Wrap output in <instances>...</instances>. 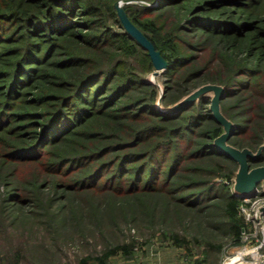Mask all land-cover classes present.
<instances>
[{"label":"trees","instance_id":"1","mask_svg":"<svg viewBox=\"0 0 264 264\" xmlns=\"http://www.w3.org/2000/svg\"><path fill=\"white\" fill-rule=\"evenodd\" d=\"M145 1L134 5L131 19L167 58L163 104L201 83L220 84L223 97L233 98L221 101L222 112L240 134L261 139L264 0ZM113 2L0 0V163L5 164L0 179L20 164H35L29 176L0 191V199L6 208L17 199L23 215L25 201L38 206L55 201L51 196L44 199L40 186L61 188L70 206L63 219L72 215L80 222L102 213L100 206L114 213L115 199L128 197L131 209L143 205L152 214L160 208L161 221L171 213L181 220L184 212L198 215L201 232L206 225L221 227L223 237L241 243L242 198L228 183L216 184L212 177L229 180L237 163L211 142L196 139L221 132L206 107L209 97L202 95L199 106L178 117L156 113L154 84L139 71L121 67L124 61L102 63L95 58L99 51L113 52L114 42H127L139 47L147 56V69L152 68L148 52L131 35L102 26L104 15L119 25ZM131 6L126 3L124 8ZM139 122L144 123L135 127ZM191 129L195 137H188L183 149L164 163L167 149L180 145L175 137ZM178 160L188 162L183 172L190 173L184 181ZM251 161L264 164V152ZM72 169L79 172L69 174ZM162 173L172 174V180L160 179ZM62 212L53 213L59 223ZM222 243L213 244L220 248ZM122 247L124 254L131 252L129 246ZM117 248L93 259L106 264Z\"/></svg>","mask_w":264,"mask_h":264},{"label":"rangeland","instance_id":"2","mask_svg":"<svg viewBox=\"0 0 264 264\" xmlns=\"http://www.w3.org/2000/svg\"><path fill=\"white\" fill-rule=\"evenodd\" d=\"M126 3L133 6L126 10L124 8ZM135 4H146V1L114 0L113 6L119 25L114 21V17L107 15H104V17L107 16L106 18L102 17L101 23L103 27L113 28L114 31L123 30L136 41L140 40L142 43L152 46V53H150L149 49L138 41L149 54L148 57L152 63L151 70L147 69L148 65L145 62L147 56L140 51L139 47L136 48L127 42H114L113 52L99 51L94 54L95 58L102 63H106L110 59H112V62L117 61V59L124 61L121 67H128L129 69L139 71L145 77V81L154 84L157 91L156 100L153 102L152 107L156 109V113L176 114V117H178L183 112L188 111V109H194L193 107H196V105L199 106V99L202 95L209 97L206 107L212 113V109L210 108L211 100L218 92L221 95L224 93L222 85L212 82L201 83L177 101H173L167 105L163 104L162 95L165 84L168 81V75L166 74L167 58L138 24L131 19L132 14L135 13ZM207 85L209 86L204 92L196 93ZM224 99L230 102L233 98H220L218 102L219 111L225 119L235 125L234 133L225 144L240 151L248 150L251 153L249 157L250 170L255 167L264 166V164L250 162V159H256L264 152V133L261 139H257L258 141L253 140L251 133L240 134L237 129L238 126L221 110L220 104ZM143 123L139 122L135 127ZM220 125L221 132L214 138L208 135H199L196 136V139L202 142H211L216 148L218 145L216 139L226 132L225 127L221 123ZM183 126L179 127L182 128ZM194 127L198 129V126ZM193 131V129L186 130L182 132V136L175 137V139H181L179 140L181 141L180 145L176 143L172 148L167 149L169 156L167 157L166 153L164 163H166L167 158H170L173 152L183 149L188 137H195ZM160 137L164 141L167 139L166 135H161ZM164 146L166 148L165 144ZM158 149H161V147ZM233 154L237 157L235 153ZM229 157L237 163V168L231 178L227 180L222 176L212 177L216 181V184L228 183L231 191L236 193L235 186L240 173V164L235 158ZM178 162L181 167L179 172L181 174L180 180L184 181L190 173L187 170L183 172L184 165L188 162H181L180 160ZM4 165L0 163V172ZM20 165L15 170L16 172H12L5 179H0V191L2 193L9 186H16L17 184L15 183L19 179L22 180L29 176L35 164ZM75 171L76 173L79 172L77 169L74 171L72 169L69 174H75ZM200 175L203 176L202 173ZM171 176L172 174L165 175L162 173L160 179L172 180ZM203 177L206 176L204 175ZM41 180H39L40 184ZM168 187L170 186L168 185ZM263 187L262 180L258 185L260 189L259 193L261 194H264ZM39 188L41 189L39 194L44 199H47V196H51L55 198V201L51 204L46 202L40 206L32 205L33 202L25 201L23 207H25L26 211L23 215L21 213L22 208H20V204L22 203L18 202L17 199L8 208H6L7 202L0 199V264H99L93 258L97 254L103 253L105 249H113L117 246L119 248L106 259V264H225L226 258L240 247V243L232 244L230 237L222 236L223 228L221 227L212 229L211 225H209L210 227L206 225L207 228H203L201 232L200 228L197 227V220H200L202 217L198 215L184 212L181 220L171 213L167 214L164 220L161 221L160 208H157L152 214L143 205L132 208V210L130 208L132 203H129L128 197H118L115 199L117 209L112 214L100 206L102 213H99L97 216L88 215L78 222V218H73L70 215L64 220L62 215H65L64 213L70 210L65 190L61 188L54 190L50 186L46 187L45 185ZM16 189L15 187L13 191H16ZM17 192L18 199H20V195H22L20 194L21 191L17 190ZM23 197L27 196L24 194ZM147 199H150V197H147ZM147 201L150 202L151 200ZM62 204H64V207H62L64 212L61 209ZM2 207H5L4 212H2ZM55 210L58 213L62 212L59 214V218L62 219L60 223L58 222V215L53 214ZM15 213L20 215H17L13 219ZM55 215L57 216L55 217ZM251 226L253 229L255 228L254 225ZM173 233L179 235L180 240L174 238ZM221 242L223 243L220 248L219 246L217 248V243ZM126 245L131 248V252L124 254L125 249L122 246ZM83 259L87 261L83 262Z\"/></svg>","mask_w":264,"mask_h":264},{"label":"built area","instance_id":"3","mask_svg":"<svg viewBox=\"0 0 264 264\" xmlns=\"http://www.w3.org/2000/svg\"><path fill=\"white\" fill-rule=\"evenodd\" d=\"M239 195V211L245 220L240 247L226 258L225 264H264V194ZM251 225H254V229Z\"/></svg>","mask_w":264,"mask_h":264},{"label":"water","instance_id":"4","mask_svg":"<svg viewBox=\"0 0 264 264\" xmlns=\"http://www.w3.org/2000/svg\"><path fill=\"white\" fill-rule=\"evenodd\" d=\"M138 41L141 42L140 40ZM142 44L144 47H147L149 49L150 53H152V46L144 43ZM208 86L209 85L204 86L203 88L199 89L196 93L199 94L204 92V90L207 89ZM218 89L220 88L218 87ZM222 97L223 94L221 95V93L218 92V94L211 100V105H210V108L212 109V115L219 123H221L225 127L226 130V132H224L216 139L217 140L216 142L218 144L216 146V149L222 153H225L235 158L240 164V173L238 175V181L235 186V190H236L235 192L238 195H252L255 194L260 181L263 180V186H264V166L255 167L252 170H250L251 165L249 163V157L251 156V153L248 150L240 151L230 145L225 144V142H227L230 136L234 133L235 125H233V123L225 119L219 111L218 102ZM233 153H235L237 157L234 156ZM263 192H264V187H263Z\"/></svg>","mask_w":264,"mask_h":264}]
</instances>
